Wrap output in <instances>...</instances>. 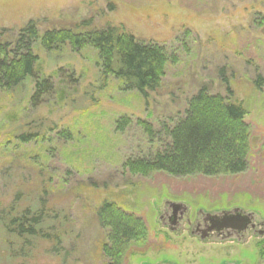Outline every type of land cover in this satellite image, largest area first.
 <instances>
[{
	"label": "rangeland",
	"instance_id": "374dc122",
	"mask_svg": "<svg viewBox=\"0 0 264 264\" xmlns=\"http://www.w3.org/2000/svg\"><path fill=\"white\" fill-rule=\"evenodd\" d=\"M30 21L40 35L115 27L176 61L166 66L159 90L144 96L122 92L116 79L105 78L91 48L36 50L37 71L54 92L35 105L28 80L0 94V264H109L103 252L109 230L97 217L105 203L149 230L122 264H216L219 254H202L205 246L187 233L171 234L158 213L166 200L186 202L193 217L199 208L256 211V201H264V82L257 84L264 81V0H0V44ZM202 88L246 110L248 170L215 178L129 174L128 159L149 158L166 144L165 137L149 141L139 122L161 133L184 116ZM123 118L130 124L121 131ZM22 135L33 138L23 142ZM25 212L30 219L41 216L44 237L17 241L7 233Z\"/></svg>",
	"mask_w": 264,
	"mask_h": 264
},
{
	"label": "trees",
	"instance_id": "16d2710c",
	"mask_svg": "<svg viewBox=\"0 0 264 264\" xmlns=\"http://www.w3.org/2000/svg\"><path fill=\"white\" fill-rule=\"evenodd\" d=\"M83 26H87L84 22ZM68 46L79 53L91 48L98 54L97 67L105 78L120 83L122 92H137L148 96L162 85L166 66L176 61L165 49L139 42L134 36L115 27L75 33L72 30H49L40 35L30 21L17 32L15 38L0 44V94L34 81L31 102L35 105L54 92L49 78L39 75V56L36 50L52 53ZM262 78L257 84L261 85ZM247 112L241 104H232L220 95H212L202 88L190 98L184 116L163 126L161 133L150 124L139 122L149 141L166 138L165 146L149 158L128 159L124 169L131 175L148 177L164 173L173 178L193 176H239L249 167L252 156L250 128L245 122ZM130 121L118 122L123 131ZM63 136H68L66 133ZM32 135H22L30 142ZM102 227L109 230V241L103 246L109 264H122L134 244L148 239L146 224L134 215L122 211L114 203H105L97 211ZM41 216L29 218L28 212L14 217L7 225V233L14 240L28 241L42 238Z\"/></svg>",
	"mask_w": 264,
	"mask_h": 264
},
{
	"label": "flooded vegetation",
	"instance_id": "af4514ba",
	"mask_svg": "<svg viewBox=\"0 0 264 264\" xmlns=\"http://www.w3.org/2000/svg\"><path fill=\"white\" fill-rule=\"evenodd\" d=\"M162 209L158 213V220L162 224V227L167 229L171 234L180 236L184 233L188 234V237L196 241L199 245L205 246L210 238V235L222 233L226 229L244 230L249 226L251 217L254 215V211H245L240 207H232L224 210H205L204 208L197 209L195 217L203 215L207 219V226L204 229L199 227V223H196L195 227L189 226L188 230L185 231L178 227V223L182 218H185L188 214L186 213L190 207L186 202L182 201H170L166 200L163 203ZM206 211V213H204ZM247 212L248 214H245ZM256 253L261 259H256L255 263L259 264L264 261V235L260 236L257 240ZM254 258L253 255L249 254L247 250L238 255L235 261L232 259L225 258V256H219L216 264H248V258ZM161 264H176L168 261H162ZM215 264V263H213ZM264 264V263H263Z\"/></svg>",
	"mask_w": 264,
	"mask_h": 264
},
{
	"label": "clouds",
	"instance_id": "9594fccd",
	"mask_svg": "<svg viewBox=\"0 0 264 264\" xmlns=\"http://www.w3.org/2000/svg\"><path fill=\"white\" fill-rule=\"evenodd\" d=\"M185 197L190 199L187 194H185ZM255 208L256 211L252 212L254 215L251 217V222L246 229H226L222 233L210 235L202 254L209 256L219 254L235 257L247 250L254 258L261 259L256 255L258 251L256 243L259 237L264 235V201L257 200ZM256 212L260 214L257 215ZM186 213L188 215L182 218L178 223L180 229L187 231L189 226H196L195 222L199 223L201 229L206 228L207 219L205 216L199 215L195 217V222H193L194 217L192 215V210L189 209ZM245 214L248 213L245 212ZM166 254L175 255L176 253L175 250H166Z\"/></svg>",
	"mask_w": 264,
	"mask_h": 264
}]
</instances>
